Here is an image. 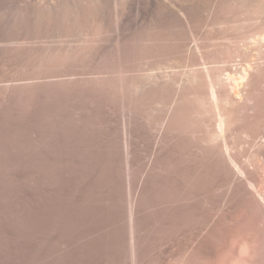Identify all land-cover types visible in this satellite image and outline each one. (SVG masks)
<instances>
[{
	"label": "rangeland",
	"instance_id": "rangeland-1",
	"mask_svg": "<svg viewBox=\"0 0 264 264\" xmlns=\"http://www.w3.org/2000/svg\"><path fill=\"white\" fill-rule=\"evenodd\" d=\"M158 2L0 0V264H264V43Z\"/></svg>",
	"mask_w": 264,
	"mask_h": 264
},
{
	"label": "bare ground",
	"instance_id": "bare-ground-1",
	"mask_svg": "<svg viewBox=\"0 0 264 264\" xmlns=\"http://www.w3.org/2000/svg\"><path fill=\"white\" fill-rule=\"evenodd\" d=\"M209 1V2H207ZM212 1V2H211ZM218 0H163L162 3V9L164 10V14L165 17H167L169 20H171L172 22H176V24L182 26L183 28H187L188 31H190V33L193 36V40L192 42H190L189 45H192V47L188 48V54L193 58H200V59H205L208 58L210 56V52L212 51H208L207 48H209V46H211L215 41L223 38L224 33L228 32L231 33V37L229 39V41L236 44V33H241L243 34V36L241 35L238 36L241 41H237V47L241 46L242 44V48L240 47V51L237 49H233V50H237L235 52V55L237 54L238 56L240 55L243 58H248L250 57L249 54L252 55L249 45H260L264 43V29L260 30L258 26L261 27V24H263L262 22H264V15L261 17L260 21L256 22H261L259 25H254V23L251 21V19H248L251 24V26H253L255 29H253V27L249 26L252 28H248L249 26L245 25V22L247 20V15L245 17V12H243V7L241 9V1L240 0H220L219 2H217ZM257 1V0H256ZM264 1V0H263ZM155 7H159L160 4L158 2V0H153ZM244 2V1H243ZM215 4V6L217 5V9L218 13H214V14H204L203 11H206V8L203 7H207L206 4ZM217 3V4H216ZM245 3V2H244ZM247 3V2H246ZM210 4V5H212ZM262 4V2L260 3ZM209 6V5H208ZM261 6V5H260ZM212 7V6H211ZM259 7V6H258ZM263 8V7H262ZM206 9V10H203ZM193 10L192 14L193 17L190 15L191 13L189 11ZM203 10V11H201ZM245 10V9H244ZM258 10V9H256ZM264 12V11H263ZM262 12V13H263ZM254 14H257L254 12ZM264 14V13H263ZM208 16V17H204ZM220 21L219 22H215L214 18L218 17ZM253 16V15H252ZM257 16V15H256ZM260 15H258L257 17H255L256 19L259 17ZM249 17V16H248ZM251 17V16H250ZM249 17V18H250ZM246 18V19H244ZM253 18V17H251ZM260 18V17H259ZM253 20V19H252ZM263 20V21H262ZM194 24H193V22ZM255 22V21H254ZM248 25V23H246ZM256 24V23H255ZM264 27V26H263ZM251 31H250V30ZM250 31V32H249ZM232 34H235V36H232ZM173 37V36H172ZM237 37V38H238ZM240 43V44H239ZM231 44V43H230ZM231 44V45H232ZM235 44L233 45L234 48H237L235 46ZM214 45V44H213ZM263 47V46H262ZM239 48V47H238ZM257 51V50H256ZM263 52V51H262ZM229 53V52H228ZM234 53V52H233ZM232 53V54H233ZM259 53V52H258ZM264 54V53H263ZM236 55V56H237ZM226 56L227 53H226ZM232 56V55H231ZM234 56V54H233ZM253 56V55H252ZM260 56V54H259ZM264 56V55H263ZM195 58V59H196ZM234 59V58H233ZM241 59V58H240ZM237 60V59H236ZM244 60V59H243ZM234 61V60H233ZM251 61V59H250ZM249 61V62H250ZM239 62V61H238ZM247 62V61H246ZM235 63V62H234ZM240 63V62H239ZM238 63V64H239ZM246 64V63H245ZM243 65V64H242ZM245 66V65H244ZM248 69V68H247ZM242 70V69H241ZM251 70V69H250ZM246 71V70H245ZM243 71L242 74L238 75L239 76V81L245 80V75L248 72ZM235 75L237 73H234ZM232 75V74H231ZM234 76V75H232ZM235 77V76H234ZM238 78V77H237ZM232 79V78H231ZM247 79V78H246ZM234 80V81H233ZM231 82H237V80L233 79ZM247 82V81H246ZM234 85H237L235 84ZM242 83V82H241ZM244 84V83H243ZM232 85V86H234ZM236 88L238 87L235 86ZM233 87V88H235ZM241 87L242 84H241ZM239 85V89L241 88ZM238 89V91H239ZM233 90V89H232ZM236 90V89H235ZM242 90V89H240ZM237 91V90H236ZM237 91V92H238ZM235 92V91H234ZM229 94V93H228ZM234 95L237 93H233ZM231 95V94H229ZM237 97V95H236ZM239 97V95H238ZM249 101V100H247ZM229 159V158H228ZM230 162V161H229ZM236 165V164H235ZM235 167V166H234ZM237 170V169H236ZM263 183V182H262ZM251 188V187H250ZM252 189V188H251ZM256 194V193H255ZM130 203V202H129ZM131 216V215H129ZM128 217V216H127ZM129 220V218H128ZM130 223V220H129ZM133 227V226H132ZM130 228V227H129ZM131 231V228H130ZM251 233V232H250ZM132 234V233H131ZM130 235V234H129ZM244 235V234H243ZM248 235V232H247ZM245 236V235H244ZM243 237V236H242ZM247 237V236H246ZM249 237V236H248ZM244 238V237H243ZM130 242V241H129ZM133 245V243L131 244ZM132 247V246H130ZM133 249V248H132ZM130 250V249H129ZM131 253V252H130ZM133 255V253H132ZM133 257V256H132Z\"/></svg>",
	"mask_w": 264,
	"mask_h": 264
}]
</instances>
